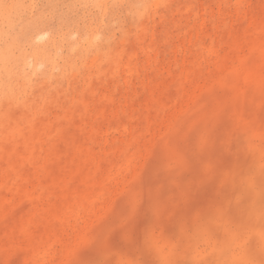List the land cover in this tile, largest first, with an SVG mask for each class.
Returning <instances> with one entry per match:
<instances>
[{"label":"rangeland","instance_id":"rangeland-1","mask_svg":"<svg viewBox=\"0 0 264 264\" xmlns=\"http://www.w3.org/2000/svg\"><path fill=\"white\" fill-rule=\"evenodd\" d=\"M5 45L31 55L0 87V264H264V0H0ZM210 123L223 171L198 195L226 187L232 217L167 220L139 251L117 221Z\"/></svg>","mask_w":264,"mask_h":264},{"label":"snow or ice","instance_id":"snow-or-ice-1","mask_svg":"<svg viewBox=\"0 0 264 264\" xmlns=\"http://www.w3.org/2000/svg\"><path fill=\"white\" fill-rule=\"evenodd\" d=\"M103 7V6H101ZM227 139L226 132H218L213 124L196 128L179 137L174 145L178 163L167 169L157 161L155 172L162 177L156 183H148L141 189L137 202L131 212L125 211L116 223L118 233H125L137 244L139 237L146 234L149 227L155 229L172 220L187 223L193 212H199L201 221L205 218H231L234 205L231 198L225 203L226 187L220 194L210 198H201L198 193L207 185L214 183L222 175L220 161L223 157V145ZM217 145L221 150L217 151ZM239 189H234L233 194ZM241 203L246 197L241 193ZM261 240L264 241V189L260 193ZM239 232L238 229H236ZM245 249L249 247L245 241ZM94 264H107L98 260ZM132 264H155L146 260H134ZM167 264H204V261L169 260ZM223 264H252L251 260H225Z\"/></svg>","mask_w":264,"mask_h":264},{"label":"bare ground","instance_id":"bare-ground-1","mask_svg":"<svg viewBox=\"0 0 264 264\" xmlns=\"http://www.w3.org/2000/svg\"><path fill=\"white\" fill-rule=\"evenodd\" d=\"M19 42V41H17ZM46 43L43 42V41H40L38 43V51H41L43 52L42 50H44V47H45ZM36 49V48H35ZM37 50V49H36ZM33 49V53L35 54L34 51H36ZM37 53V51H36ZM40 53V52H38ZM29 55H31L30 53H27V54H24L23 56H21L20 58H22L21 60H19L17 57L14 56V53L10 50V47L9 45H5L3 47L0 46V87H2V89L4 91H7L8 89H10V86L8 84H5L2 82V76L4 74V72H6V68L5 65L6 63L11 60V59H18V62L19 63L20 61H22V64H28L29 65V62H30V58H29ZM50 58V57H48ZM16 64V63H15ZM19 65V64H18ZM21 66V65H20ZM14 71L17 73V74H20V73H23V67L21 68H15ZM8 76L11 75V72L8 70L7 72Z\"/></svg>","mask_w":264,"mask_h":264}]
</instances>
